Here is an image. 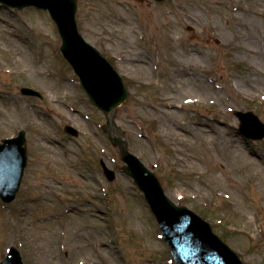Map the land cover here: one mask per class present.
Masks as SVG:
<instances>
[{
    "label": "rangeland",
    "instance_id": "1",
    "mask_svg": "<svg viewBox=\"0 0 264 264\" xmlns=\"http://www.w3.org/2000/svg\"><path fill=\"white\" fill-rule=\"evenodd\" d=\"M77 20L129 90L108 115L62 55L49 12L0 3V142L25 128L30 156L17 199H0V262L14 245L25 264H175L112 136L245 264H264V139L243 135L234 113L264 122V0H78Z\"/></svg>",
    "mask_w": 264,
    "mask_h": 264
},
{
    "label": "water",
    "instance_id": "2",
    "mask_svg": "<svg viewBox=\"0 0 264 264\" xmlns=\"http://www.w3.org/2000/svg\"><path fill=\"white\" fill-rule=\"evenodd\" d=\"M161 1V0H160ZM6 7L36 6L49 10L57 24L62 44L61 51L80 78V85L91 102L105 113L116 109L128 97L123 78L101 51L89 43L77 22L78 0H0ZM26 95H41L30 87L22 88ZM240 130L253 139L264 138V123L253 111H236ZM67 132L78 135L73 126ZM122 149L127 162L125 170L145 191L146 197L161 224L165 239L172 249L176 264H244L238 254L226 244L209 222L187 206H178L166 194L154 172L135 154L127 150L122 138L114 140ZM26 132L0 143V197L7 203L14 201L21 187L27 166ZM0 264H24L15 246Z\"/></svg>",
    "mask_w": 264,
    "mask_h": 264
},
{
    "label": "bare ground",
    "instance_id": "3",
    "mask_svg": "<svg viewBox=\"0 0 264 264\" xmlns=\"http://www.w3.org/2000/svg\"><path fill=\"white\" fill-rule=\"evenodd\" d=\"M173 101H175L174 97ZM169 108H174L172 105H168ZM163 131L166 133H169L170 136L175 137V135L177 134L175 130H173L169 125H167V123H163Z\"/></svg>",
    "mask_w": 264,
    "mask_h": 264
},
{
    "label": "flooded vegetation",
    "instance_id": "4",
    "mask_svg": "<svg viewBox=\"0 0 264 264\" xmlns=\"http://www.w3.org/2000/svg\"><path fill=\"white\" fill-rule=\"evenodd\" d=\"M112 164H110V166H111ZM112 167V166H111Z\"/></svg>",
    "mask_w": 264,
    "mask_h": 264
}]
</instances>
